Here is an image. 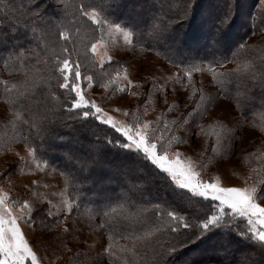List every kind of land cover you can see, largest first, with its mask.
Here are the masks:
<instances>
[{"label":"trees","instance_id":"trees-1","mask_svg":"<svg viewBox=\"0 0 264 264\" xmlns=\"http://www.w3.org/2000/svg\"><path fill=\"white\" fill-rule=\"evenodd\" d=\"M228 2L192 0L189 14L184 17L180 14L182 0H0V63L7 72L16 66L15 72L31 76L12 92L16 105H8L16 116L14 139L33 148L40 158L54 167L80 199L86 200V195L97 199L91 210L97 212L99 221L112 229L115 239L136 241L132 248L124 251L126 254L113 258L116 264H180L189 258H181V253L187 249L203 253L208 248H218L223 252L227 244L233 245L236 254L233 256L236 260H230V264L251 261L247 255L254 256L255 248L264 255V248L249 232L246 219L228 211L225 217L227 229H221L218 235L210 232L209 239L197 240L184 247L185 250L178 248L172 254L169 244L175 241L163 230L157 232L156 228L164 224L161 215L176 214L179 210L173 205L176 203L174 197L189 196L191 204L186 216L182 211L179 216L193 223H198V217L210 215L215 203L171 185L168 178L146 166L138 157L128 156L129 150L121 146L123 137L114 133L110 125L95 119L93 113L85 118L82 111L71 109L75 95L60 87L64 83L62 64L65 59L69 60L70 77L77 68L83 76L91 71L84 57L87 53L82 51L78 55L77 52L100 32V26L92 23L84 12L89 8L97 12L99 19L127 29L133 44L177 68L184 83L194 81L201 70H209L212 92L208 95H202L201 90L196 93L188 109L189 115L185 114L189 119L186 123L181 122L179 116L165 117V107L163 112L159 111V106L169 101V94L159 97L156 85L150 88L146 83L139 91L146 93L145 96L157 106L159 118L154 127L163 140L166 137L174 143L180 141L183 132H192L198 123L195 119L200 118L198 113L205 109V103L212 106L219 99L231 103L241 117H256L264 131V95L259 93V90L264 91V45L252 48L246 43L250 32L264 30V14L257 10L259 0H233L231 15L221 26L227 15ZM251 2L249 20L252 28L249 22L246 25L242 22V10H245L244 6L249 8ZM25 32H30V37L24 36ZM171 34L179 39L180 48L169 39ZM214 42L216 48L211 47ZM227 63L231 66L225 68ZM113 64L115 62L97 65V78H101V82L106 80L107 83L114 70ZM149 91L152 94L148 97ZM244 94L250 101H243ZM178 100L180 105L186 102L183 97ZM251 101H254L252 105L249 104ZM82 128L89 133H82ZM220 132L226 136L223 130ZM62 155L78 163L79 171L74 163H66ZM105 173L110 180L114 179L112 173L117 176L113 184L106 187L115 195L97 197L89 184L102 183V178L107 177ZM125 182L133 185V191L121 185ZM141 191L163 195L165 200L162 202L152 195L144 197ZM157 204L163 211L158 212L156 208L155 212ZM144 216L150 219L148 224H143ZM149 231L152 235L145 236ZM225 258L224 254L207 256L208 261L218 264H228L230 261ZM202 259L194 261L200 264Z\"/></svg>","mask_w":264,"mask_h":264},{"label":"rangeland","instance_id":"rangeland-1","mask_svg":"<svg viewBox=\"0 0 264 264\" xmlns=\"http://www.w3.org/2000/svg\"><path fill=\"white\" fill-rule=\"evenodd\" d=\"M259 1L257 10L261 11L259 14H264V7L261 0ZM252 2L249 8L244 6L245 10H242L244 25L247 22L250 24ZM84 12L92 23L100 26L98 38L87 44L85 42L77 51L78 55L82 51L87 53L84 57L86 64H90L91 71L84 76L81 74L78 81L75 80V73L70 77L80 85L85 99L94 101L121 124L146 122L148 124L145 130L146 136L154 137L151 142H158V148L159 145H164L173 159L176 158L175 153L180 152L182 162L186 165L191 162L193 170L201 174L197 177L198 180L216 183L222 188L238 187L249 191L255 190L256 203L264 206V131L256 117H241L231 103L219 99L212 106L210 103H205V109L202 108L198 113L199 116L201 115L200 118L195 119L198 123L191 129L192 132L184 131L180 141L174 143L166 137L163 140L155 132L154 127L155 121L159 118L157 106L145 96L146 93L139 91L145 88L146 83H149L150 88L156 85L159 97L169 94V101L164 106L160 105L159 111L163 112L165 107L167 109L165 117L179 116L182 117L180 121L186 123L189 120L188 109L196 93L199 94L200 90L202 95L212 92L209 70H201L194 81L184 83L177 68L164 62L153 52L133 44L127 29L119 24L99 19L93 9L88 8ZM249 27L252 28V25L250 24ZM24 36L30 37V32H25ZM169 37L176 47L180 48L179 39L172 37V34ZM246 43L252 48L257 45L263 46L264 30L250 32ZM214 44L215 42L211 43L212 48H216ZM93 46H95L94 51ZM111 62H115L114 70L112 69L108 76L107 83L106 80L101 82V78H97V65L103 66ZM231 64L227 63L225 68L230 67ZM15 70L16 66L10 67L11 73L9 70L7 72L0 63V196H6L8 208L14 216L19 217L18 226L25 239L29 241L30 247L37 252L38 264H116L113 258L126 254L124 251L132 248L136 241L115 239L111 233L112 229L99 221L97 212L91 210L95 207L94 200L97 199L87 195L86 200L80 199V195L64 183L62 176L54 167L40 158L33 148L14 139L16 116L9 110L8 105L16 104L11 94L20 87V83L31 77L28 73L15 72ZM68 75L70 76V70ZM259 93L264 95V91L259 90ZM151 94L152 91H149L148 97ZM182 97L186 102L180 105L178 99ZM243 101H250L247 100L246 94ZM253 103L254 101H251L249 104ZM91 111L96 115L94 110ZM217 127L223 129L217 130ZM221 130L226 136L220 135ZM81 131L89 133V130L83 128ZM62 156L66 163H74L79 171L78 163L72 162L65 155ZM113 173V178L117 179ZM108 177L110 176L102 178V183L97 182V185L89 184L90 190L96 193L97 197L115 195L109 189L106 190V187L114 182V179L110 180ZM142 177L145 179V175ZM170 183L175 186L174 183ZM121 185L133 191V185L128 182ZM135 186L138 187L137 184ZM141 193L145 195L144 197L152 195L142 191ZM116 194L118 196L117 192ZM151 197L162 202L165 200L163 195ZM174 200L176 203L173 202V205L179 208L176 214L179 216L182 211L181 213L186 216L188 205L191 204L189 196H175ZM26 201L30 202V207L24 209L22 205ZM90 202L91 205H87ZM158 205L154 208L155 212H157L156 208L158 212L163 211ZM228 212L232 213L231 210ZM161 217L164 224L171 220L166 213ZM141 220L143 224H148L146 222L150 219L144 216ZM187 250L184 254L181 253V258L187 256L194 264H197L194 260L198 258H203L202 262L199 261L200 264H218L207 260V256L213 254L226 255L227 262L232 260L233 256L236 257L231 244L225 245L223 252H219L218 248H208L203 253ZM254 254V256L247 255L251 261L246 259L244 264H264L263 252L255 248ZM25 264H30V260Z\"/></svg>","mask_w":264,"mask_h":264},{"label":"snow or ice","instance_id":"snow-or-ice-1","mask_svg":"<svg viewBox=\"0 0 264 264\" xmlns=\"http://www.w3.org/2000/svg\"><path fill=\"white\" fill-rule=\"evenodd\" d=\"M182 2L183 8L180 14L187 17L191 9L192 0H182ZM232 4L233 0H229L227 15L221 21V26L227 23L231 15ZM261 4L264 6V0H261ZM61 36H63L62 33ZM94 50L95 46H93ZM69 70V60L65 59L62 69L65 73L64 83L60 84V87L75 93L70 105L71 109L82 111L85 118L92 115L91 110H94L95 119L101 121L104 125H110L114 133H118L120 137H123L121 146L129 150L128 156L135 155L159 175L169 178L170 182L174 183L179 189L188 190L195 196L218 202L213 205L214 210L211 211L210 215L197 218L198 223L189 222L185 217L178 216L174 212L167 213L171 220L162 226L158 225L156 231L161 232L163 230V232L171 235L172 240L175 241L169 244L172 254H175L178 248H184L197 240L209 239L210 232L212 235H218L221 229H227L229 225L225 221V217L228 210H231L234 215L247 219L249 232L264 248V206L256 203L255 190L249 191L238 187L222 188L216 183L205 182L203 179L198 180L197 177L201 174L193 170L191 162L187 165L182 162L180 159L182 154L180 152H176V158L173 159L164 145L161 144L158 148V142H151L154 137L151 135L146 136L145 130L148 128L146 122L143 124L139 122L121 124L97 106L94 101L86 100L80 85L70 79ZM188 75L191 76V72ZM80 78L81 73L79 68H77L75 80L78 81ZM180 82L182 83V81ZM29 207L30 202L27 201L22 205L24 209ZM18 219L19 217L14 216L8 208L6 196H0V264H25L29 260L30 264H38L37 252L30 247L29 241L22 234L21 228L17 223ZM151 235V231L145 233V236ZM180 264H193V261L190 258H185Z\"/></svg>","mask_w":264,"mask_h":264}]
</instances>
